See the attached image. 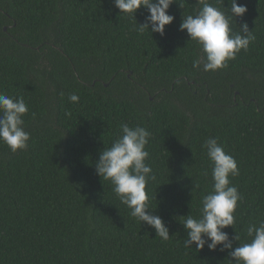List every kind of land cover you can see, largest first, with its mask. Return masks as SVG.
<instances>
[{"label": "trees", "instance_id": "trees-1", "mask_svg": "<svg viewBox=\"0 0 264 264\" xmlns=\"http://www.w3.org/2000/svg\"><path fill=\"white\" fill-rule=\"evenodd\" d=\"M237 2L248 11L235 30L246 22L256 38L226 68L205 72L193 69L203 53L179 30L198 0H175L163 36L133 31L112 0H0V92L24 98L30 133L25 150L0 142V264H235L219 246L185 248L180 221L199 216L211 190L208 137L239 168L230 179L242 200L224 231L243 241L250 222L264 221V0ZM146 15L139 9L137 22ZM121 122L152 133L156 180L146 190L168 241L96 174Z\"/></svg>", "mask_w": 264, "mask_h": 264}, {"label": "clouds", "instance_id": "clouds-1", "mask_svg": "<svg viewBox=\"0 0 264 264\" xmlns=\"http://www.w3.org/2000/svg\"><path fill=\"white\" fill-rule=\"evenodd\" d=\"M175 0H112L119 10V16L133 21V31L143 35L146 31L165 33V26L170 25L175 17L169 14ZM200 8L193 14L183 15L179 30H186L190 41L195 42L203 56L192 61L195 70L214 72L228 66L238 53L247 51L255 40L247 23L239 30L236 18L247 13L246 4L237 0H228L230 8L221 10L209 0H198ZM224 4V0H223ZM144 8L147 15L143 23H138L136 13ZM72 103H78L79 97L72 93L68 96ZM29 107L22 96H11L0 92V142L13 153L28 147L30 133L25 131L24 116ZM118 135L109 146H105L95 162V171L102 180L109 181L113 193L129 209L131 217L141 224L154 229L163 241L170 239L169 228L159 215L152 214L150 208V181L156 176L152 166L147 163L150 153L147 146L152 133L140 125L131 126L127 122L119 124ZM211 165V190L201 197L199 216L187 214L181 216L180 224L186 232L184 247L195 245L197 250L205 246L215 251L228 250L235 264H264V221L250 222L245 229V239L236 232L230 239L224 229L236 224L235 212L242 196L232 184L231 177L239 175L237 161L215 137H208L201 145ZM203 175L207 177L208 171ZM233 239L240 242L233 247Z\"/></svg>", "mask_w": 264, "mask_h": 264}, {"label": "water", "instance_id": "water-1", "mask_svg": "<svg viewBox=\"0 0 264 264\" xmlns=\"http://www.w3.org/2000/svg\"><path fill=\"white\" fill-rule=\"evenodd\" d=\"M4 29H6V27H4Z\"/></svg>", "mask_w": 264, "mask_h": 264}]
</instances>
